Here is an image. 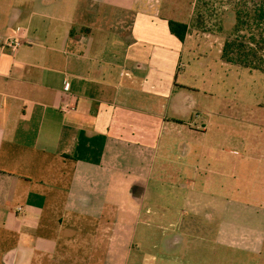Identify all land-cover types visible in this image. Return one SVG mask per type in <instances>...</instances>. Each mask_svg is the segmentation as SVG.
<instances>
[{
    "label": "crops",
    "instance_id": "obj_1",
    "mask_svg": "<svg viewBox=\"0 0 264 264\" xmlns=\"http://www.w3.org/2000/svg\"><path fill=\"white\" fill-rule=\"evenodd\" d=\"M164 2L0 0V264H130L139 225V251L153 228L181 243L167 233L198 226L213 196L226 197L220 226L248 231L264 260V145L214 185L220 134L244 152L251 142L191 116L190 80L207 62H183L191 36L170 32ZM12 38L23 42L15 52ZM153 179L182 184L168 188V214L148 201Z\"/></svg>",
    "mask_w": 264,
    "mask_h": 264
},
{
    "label": "rangeland",
    "instance_id": "obj_2",
    "mask_svg": "<svg viewBox=\"0 0 264 264\" xmlns=\"http://www.w3.org/2000/svg\"><path fill=\"white\" fill-rule=\"evenodd\" d=\"M204 1L208 3V6L203 3L200 6V15L205 17L203 28L192 26L193 19L198 17V12L194 11L196 0H165L164 5L168 11H164L161 16L167 18L169 16L179 22L187 21L191 25L190 34H188L191 36L190 43L183 54V62L192 63L199 59L207 62V65L201 66L198 72L197 76L201 78L190 80L192 86L199 90L196 102L200 106L188 103L190 110L194 112L191 114L193 119L198 121V124L203 123L206 126L211 122L223 126V128L235 125L237 136L242 135L251 142L253 152H244L228 140L227 132H222L216 140L217 145H215L212 156L216 157L217 163L221 165V170L215 169L220 172V176L216 177L218 179L214 180V185L221 184L223 186L229 183L228 173L229 167H231L229 165L232 160L234 158L239 160L247 155L250 157L259 156L264 145L262 137L264 136V73L235 65L217 64L221 60L224 40L233 26L234 17L228 11L220 21L221 17L218 13L221 12V8L227 6H221L220 0ZM220 25H223V32L219 30ZM191 44L193 47L200 48H193ZM188 101L190 100L188 99ZM261 141L263 144L259 143ZM209 155L211 156V153L206 149L204 159L206 160ZM211 175L213 174H208V177L211 178ZM178 182L168 179H153L150 182V192L156 194L154 195L155 201L152 196L148 201L151 205H157L153 207L154 209L159 208L162 212L165 210L168 214V188H171L170 184L176 183V187L181 188L182 184ZM248 182L251 185L253 180L250 179ZM202 183L203 181H201ZM189 189H184V191H189ZM213 197H205V209L199 214L198 226L189 219V225L182 231L170 229V232L167 233L166 241L168 238H174L175 235H181V243L166 244L163 232L159 228H153L157 231L155 242L153 241L146 247L141 245L142 248L139 251L137 246L141 240V231L145 228L142 224L139 225L135 243L132 241L129 245L133 251L130 264L134 263L133 261L139 254L147 258L149 264H264V260L254 258V255L262 252L260 250L262 247L255 243L254 238H250L251 234L247 233L248 231L230 225L220 226L222 205L226 197H222V199ZM238 198L250 201L251 197L242 194ZM182 210L180 209L179 213L186 214L187 216L184 218L191 216L189 209ZM166 224L168 225V220ZM154 243L156 248L153 247ZM258 251L261 252L256 254L255 252ZM153 257L154 259H152Z\"/></svg>",
    "mask_w": 264,
    "mask_h": 264
},
{
    "label": "trees",
    "instance_id": "obj_3",
    "mask_svg": "<svg viewBox=\"0 0 264 264\" xmlns=\"http://www.w3.org/2000/svg\"><path fill=\"white\" fill-rule=\"evenodd\" d=\"M201 3L196 0L194 11L198 17L193 19L192 26L203 28L205 17L201 14ZM222 18L228 11L234 17V23L228 31L221 50V60L229 65L247 68L264 73V0H220ZM210 4V3H209ZM170 32L181 42L190 34V23L175 20L168 22ZM223 32V25L219 26Z\"/></svg>",
    "mask_w": 264,
    "mask_h": 264
},
{
    "label": "built area",
    "instance_id": "obj_4",
    "mask_svg": "<svg viewBox=\"0 0 264 264\" xmlns=\"http://www.w3.org/2000/svg\"><path fill=\"white\" fill-rule=\"evenodd\" d=\"M23 45V42L19 38H12L6 41L5 46L9 48L12 52L17 51L21 46ZM63 111H68L70 107L68 105L63 106ZM22 207H18V211L22 212Z\"/></svg>",
    "mask_w": 264,
    "mask_h": 264
}]
</instances>
